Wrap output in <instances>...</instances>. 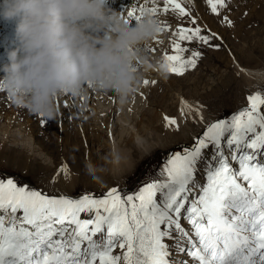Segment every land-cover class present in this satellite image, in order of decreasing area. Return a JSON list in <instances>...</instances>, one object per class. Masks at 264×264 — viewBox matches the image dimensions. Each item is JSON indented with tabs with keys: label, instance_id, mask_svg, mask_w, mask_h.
I'll use <instances>...</instances> for the list:
<instances>
[{
	"label": "snow or ice",
	"instance_id": "1",
	"mask_svg": "<svg viewBox=\"0 0 264 264\" xmlns=\"http://www.w3.org/2000/svg\"><path fill=\"white\" fill-rule=\"evenodd\" d=\"M229 2L207 0L215 15ZM170 11L190 16L177 0H163L162 7L158 0H144L126 16L120 13L135 23L145 13ZM223 20L232 26L227 16ZM189 23L173 33L177 54H163L168 73L183 75L202 55L192 50L184 58L188 49L181 42L221 47L211 43L220 39L216 33L202 34L195 17ZM160 25V33L170 30L166 22ZM247 99V107L210 123L191 145L169 153L162 178L134 194L122 196L112 187L99 197L49 196L14 177L0 178V264H264V94ZM73 106L65 100L69 114ZM183 107L190 106L182 100ZM165 121L178 130L175 118ZM61 173L70 176L67 164ZM174 252L189 259L177 260Z\"/></svg>",
	"mask_w": 264,
	"mask_h": 264
},
{
	"label": "rangeland",
	"instance_id": "2",
	"mask_svg": "<svg viewBox=\"0 0 264 264\" xmlns=\"http://www.w3.org/2000/svg\"><path fill=\"white\" fill-rule=\"evenodd\" d=\"M115 1H118L122 7H115V4L111 3H116ZM111 2L109 0L108 6H113L112 9L117 12L124 10L125 16L127 10L138 9L140 5L144 4V0H111ZM177 2L182 4L190 16L180 17L178 13L171 11L168 14L159 12L157 17L161 22H166L170 26V30L160 33L158 38L151 43L152 47L149 48L151 55L159 57L163 56L165 52L177 54L172 50V41L178 39L173 33L180 25L191 27L189 21L192 17H195L197 23L205 29L202 34L207 35L208 30L217 34L220 39L213 40L211 43L220 44L221 47L218 49L208 47L197 41H193L191 44L186 41L181 42L182 47L188 49L183 53L184 58L190 57L192 50L202 53L197 60L196 67L186 69L181 76L168 73L167 77L163 78L157 73L152 79L155 83L151 82L145 89H138L132 96L134 98H132V103L138 99V103H136L138 105L136 106L137 116L141 115V119L148 120L151 112L150 107L159 113L167 114L171 111L177 113L179 100L176 94L179 93V96L184 98L188 104H192L191 108L196 106L203 110V118L206 119L204 125L199 126L198 120L192 118L189 123L190 131L188 129L189 134H187L189 136L177 134V138L175 136L162 137L163 141L168 142L164 146L159 144L142 157L134 152L135 164L120 180L108 170L106 175L99 174L100 181H94L86 174V162H93L92 160L97 162L101 157L107 156L112 149L109 145L111 144L110 135L103 134V137H99V134H96L92 129H106V119L115 101L114 98L110 99L109 97L111 92H98L89 89L86 96L88 112L81 105L82 99L73 98L76 108L83 112V120L86 124L87 116L90 115V119H92L88 123L87 143H81L77 148H72L73 141H84L83 134H69V137L68 134H63L62 119L59 115L55 119H47L44 127L37 124L41 117L26 108L21 113L22 117L20 116L15 121L0 117V178L14 177L17 181L29 183L49 196L77 197L88 192L99 197L112 187L121 190L122 196L134 194L144 184L150 183L153 179L162 178L159 175L160 169L166 162L169 153L179 151L182 146L191 145L210 123L229 117L238 110L247 107L248 96L257 92L264 94V0H230L226 8H220V15L210 13L207 0H195L197 5L188 0H177ZM162 4L163 0L158 1L159 7H162ZM147 6L153 5L149 2ZM260 10L261 12H259ZM245 13L247 14L245 15ZM236 14L237 17L244 20L237 22ZM224 16L232 21V26L223 20ZM16 46L14 42H9L7 39L0 44V69L9 62L8 51ZM151 49H155V51L153 52ZM244 68L255 70L261 73V76H257L259 79L255 76L250 78L244 72ZM3 75V71L0 70V77ZM6 94L5 89L0 90V97ZM64 97L62 96L57 101L61 102ZM118 103L116 101V106ZM15 106L17 105L15 104ZM261 110L264 111V106ZM161 120L158 124L162 122ZM27 121L30 122V128H27ZM48 121H52L55 128L58 125L62 129L61 134H55V128L50 126ZM75 121L73 112H70L66 124L70 126ZM134 122L136 123L137 120L134 119ZM44 131H47V134H39ZM146 136L151 141L159 140L156 134L152 136L146 134ZM210 151L209 149L208 153ZM260 158L264 159V153ZM76 161L79 163L77 164ZM65 163L71 168V173L74 176V180L70 183L65 181L62 173L57 175L58 169ZM54 177L55 182H53ZM198 179L202 184L205 182L202 171L198 174ZM82 218H87V216L82 214ZM182 223L185 228L189 227L186 222L182 221ZM118 251L119 249H117ZM173 255L177 260L189 259L182 254L176 255L175 252Z\"/></svg>",
	"mask_w": 264,
	"mask_h": 264
},
{
	"label": "clouds",
	"instance_id": "3",
	"mask_svg": "<svg viewBox=\"0 0 264 264\" xmlns=\"http://www.w3.org/2000/svg\"><path fill=\"white\" fill-rule=\"evenodd\" d=\"M108 5L109 0H0V18L15 24L17 46L0 69V86L14 104L51 120L64 95L112 92L125 105L145 74L167 77L163 56L149 52L160 34L159 17L145 13L135 23L125 22ZM100 159L104 165L85 164L94 181L122 158L113 149Z\"/></svg>",
	"mask_w": 264,
	"mask_h": 264
},
{
	"label": "bare ground",
	"instance_id": "4",
	"mask_svg": "<svg viewBox=\"0 0 264 264\" xmlns=\"http://www.w3.org/2000/svg\"><path fill=\"white\" fill-rule=\"evenodd\" d=\"M158 1H160V0H158ZM188 1H191L195 5H197L195 3V0H188ZM110 2H111V0H110ZM111 3L115 4V7H122L121 4H118L119 3L118 1L116 3H113V2H111ZM109 7H111V6H109ZM121 9H123V8H121ZM259 12H261V10ZM236 13L238 14V11ZM237 14L235 15V19L237 20V22L244 20L243 18L237 17ZM6 39L9 42H14L15 46L17 45V41H16V37H15V24L13 22H8V21H5L2 18H0V44L2 42H4V40H6ZM243 70L246 73V75L249 76L250 78L252 76L253 77L255 76L256 78H258L257 76H261V73L255 71V70H251V69H247V68H244ZM156 74L157 73L155 71H152L150 73L145 74L143 81L145 79H147L149 81L148 84H150L152 82V79L155 78ZM262 76H263V74H262ZM140 88L142 90V89H145L147 87L142 82L139 89ZM64 96L65 97L62 99L61 102L57 101L58 115L62 119L63 134H68V137H69V134H83L82 136L84 137V141H81V140L73 141L74 144H73L72 148H77L81 143L82 144L87 143L88 138L86 137V134H89L88 123H90V120L92 121V119H90V115L87 116V118H86L87 124H86V122L83 120V112H80V110H78L75 106V103L73 100L74 97H72L70 95H64ZM176 96H178V100H179V102H178L179 103V109L176 110L177 113H174L172 111L170 113L168 112L167 114L165 112L159 113V112H157L156 109H154L153 107L152 108L150 107L151 112L149 113L148 120H144L143 118L141 119V117H142L141 115L139 117L137 116L138 111H136V106H138V105L136 103H138V99L135 100V103L134 102L132 103V100L134 98L131 97L129 99L128 103H126L125 105H120V103H118V105L116 106V101H118L117 97L115 96L114 93H112V92H111V94L109 93L110 99L114 98L115 104L113 105V107L110 109V111L108 113V116L106 119V129L105 130H98L97 128H93L92 130L95 131L96 134H99V137H103L102 136L103 134H109L110 139H111V144H109V145H110L111 149L112 150L116 149L120 152L122 159H121V162L118 166L113 167L112 165H106V167L109 169V173L113 174V176L115 178L120 180L122 178V176H124L125 173H127L130 169H132L133 165L135 164L134 152H137L139 154V157H142L143 155H145L146 153H148L149 151L154 149L159 144H160V146H164L165 144H167L168 142L166 140L163 141L162 137H168V136L174 137L175 136L177 138V136H178L177 134H180V135L181 134H186V135L189 134V132H188V129L190 128L189 123H190V120L192 118H194V120H198V122L200 124L199 126L204 125L206 119L204 120V118H203V114H204L203 110L200 109L199 107H196V106H193V108H191L192 104L191 105H190V103L188 104L184 100V98L179 96V93H177ZM66 99H67L69 105L74 104V106L71 107L70 112H73L74 120H76V121L73 123V125H70V126L66 124L68 114H69L68 110H66V108L64 107V102ZM87 100H88V98L84 97V99L81 101L82 102L81 105H82V107L84 106V108H86V111L88 112L89 108H88ZM182 100L185 101L187 103V105L190 107H183L182 108ZM24 109H25L24 107L15 106V104H13V101H12V99L8 93L5 96L3 95L2 97H0V117H1V119L10 118L9 119L10 121L12 119H14V121H15L20 116L22 117L21 113L23 112ZM138 109H139V107H138ZM197 109H198V111H197ZM182 111H183V115H182ZM91 114H92V112H91ZM166 116L169 118H175L176 119L177 124L179 125L178 130H177L176 126H166V121H165ZM161 118H163V119L161 120ZM134 119L137 120L136 123L134 122ZM41 120L46 121L47 118L41 117L40 121L37 122L38 125L41 124ZM160 120L162 122L160 124H158V122ZM48 122H49L50 126L55 128V124L52 123V121H48ZM29 123L30 122L27 121V128H30ZM192 123H193V120L191 121V125H192ZM56 125H57V123H56ZM91 125H93V124H91ZM43 127H44V125H43ZM192 128H194V126ZM61 130L62 129H60V127H58V125H57L54 132H55V134H61V132H60ZM189 131H190V129H189ZM39 134H47V131H44V133L39 132ZM146 134H149V136L156 134V137L159 140L158 141H151L148 139ZM159 134H162V135L160 136ZM186 135H184V136H186ZM187 136H189V135H187ZM185 139H187V137H185ZM161 142H164V143L161 144ZM69 143H70V141H69ZM92 161H93L92 163L95 162V160H92ZM76 163H77V161H76ZM73 164H75V163H73ZM94 164L104 165L105 162L102 161L101 159H99ZM67 166H68V164H67ZM77 166H79V165H77ZM75 167H76V165H75ZM69 170H70V176L68 178H65V176L63 175V178L65 179L66 182L70 183L74 180V176L71 173V168H69ZM106 173H108V171L104 172L103 175L104 174L106 175Z\"/></svg>",
	"mask_w": 264,
	"mask_h": 264
}]
</instances>
